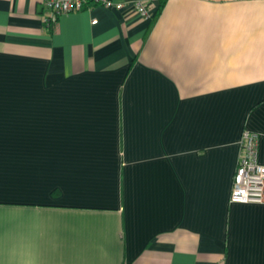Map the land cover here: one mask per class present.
Returning a JSON list of instances; mask_svg holds the SVG:
<instances>
[{
  "label": "crops",
  "instance_id": "crops-1",
  "mask_svg": "<svg viewBox=\"0 0 264 264\" xmlns=\"http://www.w3.org/2000/svg\"><path fill=\"white\" fill-rule=\"evenodd\" d=\"M117 1L0 0V264H264V0Z\"/></svg>",
  "mask_w": 264,
  "mask_h": 264
},
{
  "label": "built area",
  "instance_id": "built-area-1",
  "mask_svg": "<svg viewBox=\"0 0 264 264\" xmlns=\"http://www.w3.org/2000/svg\"><path fill=\"white\" fill-rule=\"evenodd\" d=\"M131 4L143 17H151L148 4L135 0ZM47 22H54L64 13L100 6L118 9L125 2L117 0H44ZM96 22V18L92 20ZM258 136L244 129L239 143V155L233 175L230 202L233 203H264V164L257 160Z\"/></svg>",
  "mask_w": 264,
  "mask_h": 264
},
{
  "label": "trees",
  "instance_id": "trees-1",
  "mask_svg": "<svg viewBox=\"0 0 264 264\" xmlns=\"http://www.w3.org/2000/svg\"><path fill=\"white\" fill-rule=\"evenodd\" d=\"M152 15H153V14H152ZM152 15H151V16H152Z\"/></svg>",
  "mask_w": 264,
  "mask_h": 264
}]
</instances>
